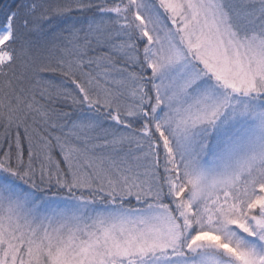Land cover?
<instances>
[{"label":"snow or ice","instance_id":"obj_1","mask_svg":"<svg viewBox=\"0 0 264 264\" xmlns=\"http://www.w3.org/2000/svg\"><path fill=\"white\" fill-rule=\"evenodd\" d=\"M0 264H264V0H0Z\"/></svg>","mask_w":264,"mask_h":264}]
</instances>
